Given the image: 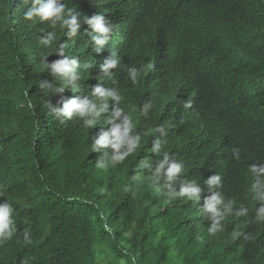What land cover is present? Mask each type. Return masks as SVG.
<instances>
[{"label":"trees","instance_id":"obj_1","mask_svg":"<svg viewBox=\"0 0 264 264\" xmlns=\"http://www.w3.org/2000/svg\"><path fill=\"white\" fill-rule=\"evenodd\" d=\"M31 3L0 0V202L12 206L16 229L0 243V264H264L262 202L249 191L251 166H264V0H61L81 20L75 36L25 20ZM97 13L113 25L99 52L83 23ZM112 53L110 78L101 64ZM65 58L77 61L76 79L47 67ZM131 67L141 69L136 83ZM97 86L118 92L116 107L141 136L123 163L103 169L92 137L110 128L115 101L91 128L52 112L96 100ZM165 153L181 162V179L201 187L200 201L156 190L140 164ZM214 174L222 181L212 192L248 214L227 216L210 235L201 206Z\"/></svg>","mask_w":264,"mask_h":264},{"label":"clouds","instance_id":"obj_2","mask_svg":"<svg viewBox=\"0 0 264 264\" xmlns=\"http://www.w3.org/2000/svg\"><path fill=\"white\" fill-rule=\"evenodd\" d=\"M37 17L41 21H50L53 26L59 24L61 28H67V35L69 36H75L81 27V20L73 14L71 9L66 10L61 0H32L31 7L24 13V19L31 21ZM83 23L87 24L92 32L96 33L92 35V41L95 45L100 46L96 48V51L99 52L108 42L113 32V25L99 13L92 15L90 18L85 17ZM52 37V33L47 34V36L41 38V43L46 46L49 45ZM114 57L115 53H112L101 64V69L110 78L114 75L111 70L115 69L119 63V60ZM47 67H50L53 73H60L65 78L71 76L73 79H76L78 77L76 69L79 65L76 60H69L67 58L60 59L50 65L47 64ZM140 71L141 69L135 67L128 69L129 77L133 83L137 82ZM92 96L99 103L85 96L83 99L76 98L64 102L62 107L54 108L52 112L61 123H64L66 120H71L75 116L82 119L84 128H91L96 125L102 113L108 112L109 105L107 101L109 99L115 101L108 118L110 128L107 131H103L98 138L92 137V152L102 153L96 161V166L103 169L110 165L123 163L139 147L141 136L139 134H132L134 129L132 118L125 114L123 109L116 107L121 97L115 89H106L97 86L93 89ZM151 107V104H146L143 112L146 114ZM183 107L186 109L191 108V101L185 102ZM155 131L160 133L161 136L167 134L163 125L157 127ZM160 149L161 141L159 139L154 140L152 151L156 153ZM109 150H111V154ZM140 167L147 169L151 173L149 179L156 187V190L162 191L163 195L168 198L176 199L177 197H186L189 200L195 199L196 201H200L202 193L201 187L194 182L181 179V162L170 157L167 153H165L162 159L157 160L155 164L145 158L141 162ZM250 171L253 174V182L249 191L254 200L262 202L256 209L255 220L258 223L264 222V166L258 167L252 165ZM131 179L136 181L140 180L141 177L139 175H133ZM221 181L222 177L219 174L211 175L205 181L208 191L212 192L213 188L221 187ZM201 212L202 214H206L210 220V226L208 227V233L210 235H215L223 231L222 221L227 216L232 214L236 216H247L248 214L246 208H240L233 213L232 201L226 203L221 192H212L211 195L205 196L203 205L201 206ZM12 216V206L6 201L0 202V243L10 239L16 230ZM105 229L108 230L107 225H105ZM240 235V232H234L232 238L235 239ZM25 241L26 243H31L27 234H25ZM133 264H135L134 261Z\"/></svg>","mask_w":264,"mask_h":264}]
</instances>
